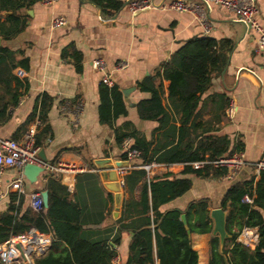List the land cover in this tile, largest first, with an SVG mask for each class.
<instances>
[{
    "label": "crops",
    "instance_id": "obj_1",
    "mask_svg": "<svg viewBox=\"0 0 264 264\" xmlns=\"http://www.w3.org/2000/svg\"><path fill=\"white\" fill-rule=\"evenodd\" d=\"M6 1L0 0V3ZM119 1L122 2L120 9L110 11L102 10L92 0H57L52 4L37 0L17 11L26 20L25 28L11 39L0 37V47L15 51L13 72L19 78L18 83L11 80L8 92L0 89V110H3L0 140H21L37 120L41 158L48 162L61 160L85 167L75 175L72 190H67L68 197L81 211L80 223L86 238L97 237L107 227L112 228L113 234L117 218L126 209L123 205L139 198L138 183L130 187L126 180L128 177L130 182L132 165L139 162L138 158L117 170L118 180L121 179L123 185H120L121 198L116 216L113 192L104 186L94 164L98 158H110L111 163L126 159V156L121 158L125 153L123 143L115 141L116 128L124 130L123 124L130 122L146 139L152 140V146L158 143L162 150L177 143L180 147L187 143L186 137L179 141L177 130L173 137L168 134L171 125L181 126V113L168 108V81H163L162 103L168 108L171 118L162 129L156 130V120L141 119L136 104L149 96L137 88V83L159 68L188 39L209 36L231 42L226 66L221 74L211 79L210 87L201 95L194 120L198 124L195 133L200 135L207 127L209 134L226 135L229 147L240 140L245 163L230 177L182 174V163H173L170 167L158 163L148 171L145 169L149 176L171 172L176 177L191 180V186L184 194L161 205L160 210L184 208L189 201L206 197L210 213L220 207L221 198L232 183L257 174L254 165L264 151V51L257 49L256 34L246 31L230 12L216 5L204 6L198 12L178 11L169 6L172 0H152L154 5L151 8L133 13L127 7L128 0ZM255 1L257 19L264 25V0ZM10 13L9 9L0 11V24L8 25L6 16ZM56 16H63L65 23L52 28L50 23ZM70 44L81 54L79 71H76L69 54L71 47L66 48ZM64 49L68 53L62 55ZM94 59L102 60L101 70L92 67ZM102 75H106L121 92L127 90L126 96L122 93L126 114L119 115L111 126L101 124L98 119V87ZM43 93L52 98L46 122L41 123L37 116L25 122L38 106ZM217 93H223L228 102L219 99ZM228 106L233 107L231 116L226 113ZM45 124L49 127L48 133L42 132ZM190 136H193V130ZM16 173L15 168L5 169L4 189ZM49 178L67 188L63 180L45 172L34 183L24 179L23 207L30 204L28 194L43 192ZM257 179L258 176L255 177ZM6 204L7 197L0 200V212L6 209ZM137 209L139 206L133 211L129 209V216ZM262 214L264 216V212ZM212 236L211 232L190 234L191 245L198 254V264H207ZM130 238V231H122L112 264H126Z\"/></svg>",
    "mask_w": 264,
    "mask_h": 264
},
{
    "label": "trees",
    "instance_id": "obj_2",
    "mask_svg": "<svg viewBox=\"0 0 264 264\" xmlns=\"http://www.w3.org/2000/svg\"><path fill=\"white\" fill-rule=\"evenodd\" d=\"M37 0H7L0 3V11L9 9L8 25L0 24V37L4 40L13 38L26 26L25 18L17 11ZM102 10L117 11L122 6L119 0H92ZM230 41H218L209 36L194 37L186 40L152 74L137 83L140 91L149 96L136 104L138 116L145 120H156V130L162 129L170 120L168 108L181 113V126L171 125L168 134L178 133L179 141L188 138L185 145L177 143L167 150L160 149L157 143L152 146L151 139L125 122L123 129H115L117 144L130 137L131 148L138 150V163L132 165L130 182L137 184L138 200L128 205L117 218L115 231L107 227L102 234L94 238L83 235L80 223V209L70 200L67 188L54 178H49L44 186L47 202L36 211L30 205L23 207L25 196L16 192L7 193L6 209L0 212V242L10 235L24 232L30 228L50 232L52 241L46 254L35 259V264H112L116 255L115 247L119 244L122 231H130L126 264H198L197 251L191 245V233H210L213 222L209 216V201L206 197L191 200L184 208L172 207L160 210V206L184 194L191 186L186 177H176L171 172L149 176L141 165L151 162L182 163V174L193 173L199 177L226 176L225 167H214L210 163L200 168H193L190 163L201 160H215L233 152L242 150V143L237 140L232 147L226 135L209 134L204 127L201 134L195 133L194 120L198 113L201 95L211 85V79L222 73L227 64ZM71 47L70 56L76 71L80 70L81 54ZM68 53L67 49L62 55ZM15 51L0 47V89L8 92L11 80L19 82L13 72ZM168 81L166 108L163 81ZM219 99L228 102L223 93L216 94ZM98 119L101 124L111 126L119 116L126 114L123 95L115 84L111 86L100 82L98 87ZM52 98L43 93L38 106L34 108L25 122L35 116L41 123L47 120V113ZM0 110V117H3ZM193 130V136L190 131ZM43 133L49 132L45 124ZM35 145L39 146V135H34ZM126 154H121L125 159ZM258 179L255 180V177ZM245 197L251 201H246ZM112 202V194H109ZM139 206L135 214L130 210ZM220 208L226 212L225 230L227 237L220 246L218 236H212L209 242L207 264H264V169L248 178L232 183L223 194ZM130 207V208H129ZM135 215V216H134ZM133 218H130L132 217ZM128 219V220H125ZM243 228H255L257 242L249 248L237 240Z\"/></svg>",
    "mask_w": 264,
    "mask_h": 264
},
{
    "label": "built area",
    "instance_id": "obj_3",
    "mask_svg": "<svg viewBox=\"0 0 264 264\" xmlns=\"http://www.w3.org/2000/svg\"><path fill=\"white\" fill-rule=\"evenodd\" d=\"M44 4H52L57 0H41ZM152 0H128L127 7L131 12H138L149 9L153 6ZM216 5L230 12L233 18L240 22L246 31H253L257 36V49L264 51V25L257 19V6L255 0H172L170 7L178 11L198 12L204 6ZM65 23L63 16H56L52 19L50 26L56 28ZM92 67L96 70L103 68V62L100 59L92 61ZM101 82L111 86L112 81L102 75ZM233 107L228 106L226 113L231 116ZM38 121L29 127L21 140L6 138L0 140V200H3L8 192L25 194L24 177L22 175L25 164H33L44 169L45 173L60 178L66 183L67 189L72 190L75 182V175L85 170L84 166H79L71 162L55 161L48 162L39 155V146L35 145L34 135ZM131 138L123 140V147L128 163L138 157V150L131 148ZM210 163L214 167H225L228 170L226 176L230 177L245 163L243 151H236L230 155L217 158L215 160H201L191 162L193 168H200L204 164ZM156 162L143 164L142 167L147 171L154 166ZM171 165V164H169ZM168 165V166H169ZM183 165V164H182ZM170 167V166H169ZM15 168L16 175L8 182L7 189L3 187V173L5 169ZM254 169L258 172L264 169V151L261 157L255 162ZM119 185L123 181L118 180ZM29 205L32 209L39 211L43 206L42 192H30L28 194ZM246 201H251L245 197ZM257 231L255 228H243L237 236L238 241L253 248L257 242ZM52 236L50 232L39 231L36 228H30L24 232L10 235L7 239L0 242V264H35V259L46 254L50 247Z\"/></svg>",
    "mask_w": 264,
    "mask_h": 264
},
{
    "label": "water",
    "instance_id": "obj_4",
    "mask_svg": "<svg viewBox=\"0 0 264 264\" xmlns=\"http://www.w3.org/2000/svg\"><path fill=\"white\" fill-rule=\"evenodd\" d=\"M126 92L127 90L122 91L124 96H126ZM94 164L96 165L99 171L100 177L104 182V186L109 191L113 192L114 206H115L114 215L116 216L121 198V188L118 182L117 170L128 166V161L117 160L114 163H111L110 158H98L94 160ZM43 172L44 169L39 166L33 164H25L23 166L22 175L24 179H27L30 182L34 183L37 180H39ZM42 199H43V204H46L47 193L45 191L42 192ZM209 216L213 222L211 233L214 236L215 235L218 236L221 246L224 239L227 237V233L225 230L226 212L222 210L220 207H217L210 211Z\"/></svg>",
    "mask_w": 264,
    "mask_h": 264
}]
</instances>
